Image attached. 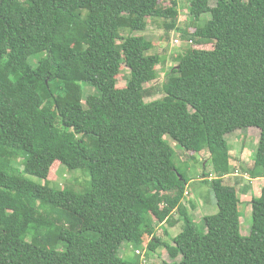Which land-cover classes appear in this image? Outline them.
<instances>
[{
	"label": "trees",
	"instance_id": "16d2710c",
	"mask_svg": "<svg viewBox=\"0 0 264 264\" xmlns=\"http://www.w3.org/2000/svg\"><path fill=\"white\" fill-rule=\"evenodd\" d=\"M188 13L211 18L184 37L213 48L188 49L164 97L146 102L160 57L145 37L122 33L144 32L149 19L175 27L176 1L0 0V264H143L120 251L148 237L165 264H264V186L244 236L226 183V136L237 130H260L253 173L264 174V0H190ZM86 85L98 95L85 96ZM160 130L188 153L208 151L216 174L203 182L218 212L204 232L183 213L172 245L154 230L180 209L190 179ZM56 163L88 174L86 189L52 187Z\"/></svg>",
	"mask_w": 264,
	"mask_h": 264
},
{
	"label": "rangeland",
	"instance_id": "374dc122",
	"mask_svg": "<svg viewBox=\"0 0 264 264\" xmlns=\"http://www.w3.org/2000/svg\"><path fill=\"white\" fill-rule=\"evenodd\" d=\"M176 1L178 4V18L175 27L171 26V21L165 19H149L148 27L144 32L124 31L123 36L137 35L143 36L153 43V49L149 52L151 55L160 57V64L156 66V79L145 85V101L153 102L164 97L163 85L167 80L168 75L173 69L179 65V59L190 48L206 49L213 48L212 44L195 45L188 41L184 36L195 31L196 27L203 26L210 15H204L199 21H194L189 17L188 7L190 0H160L163 7L171 6V3ZM210 6L214 7L217 0H209ZM35 66L39 60H33ZM129 70L122 66L121 73L117 77V87L124 88L126 86ZM97 96V91L89 85L85 86V96ZM160 136L174 150V163L176 167L186 172L190 182L187 186V193L180 206L164 226H156L154 230V238L160 239L162 242L173 244V239L178 235L184 225L183 213H187L193 219L195 225L200 232L205 231L203 218L206 216L215 215L218 212L215 197L211 189L210 181L203 182L205 176L208 180L216 177L213 172V166L210 160V153L203 151L199 154L186 152L178 143L168 136L165 130L159 131ZM260 130L256 128H248L237 130L226 136L230 152V176L226 179V183L236 186L239 197V214L241 221L242 235L250 234L252 225V207L251 199L260 195L261 189L264 186V174L254 172V156L258 146ZM24 159L19 160V165L23 166ZM34 182L44 184L35 177L30 176ZM49 183L52 187L64 189L70 188L77 192H83L88 186L90 177L78 170L69 171L64 166L56 163L51 168L49 175ZM151 237L145 239V242L140 246L127 244L120 251L122 258L143 264H165L169 259L163 245L153 253L148 249V244ZM142 252L141 256L135 252ZM160 255V256H159Z\"/></svg>",
	"mask_w": 264,
	"mask_h": 264
},
{
	"label": "crops",
	"instance_id": "0c3cea01",
	"mask_svg": "<svg viewBox=\"0 0 264 264\" xmlns=\"http://www.w3.org/2000/svg\"><path fill=\"white\" fill-rule=\"evenodd\" d=\"M163 226H164V224H163ZM166 262H169L168 260H166Z\"/></svg>",
	"mask_w": 264,
	"mask_h": 264
}]
</instances>
